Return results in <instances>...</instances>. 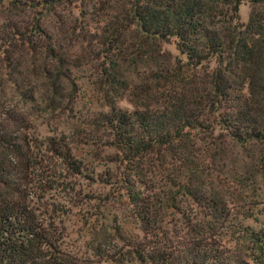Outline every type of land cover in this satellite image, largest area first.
I'll return each mask as SVG.
<instances>
[{"label": "trees", "instance_id": "obj_1", "mask_svg": "<svg viewBox=\"0 0 264 264\" xmlns=\"http://www.w3.org/2000/svg\"><path fill=\"white\" fill-rule=\"evenodd\" d=\"M160 42L173 43L177 55L165 57ZM85 65L102 84L107 110L90 112L83 129L73 106L75 73ZM124 67L138 79L146 71L149 85L163 88L159 105L116 106L124 89L140 85L129 86ZM40 118L73 128L40 137ZM215 128L264 183V0H0V264H264V228L239 223L236 231L263 260L232 254L223 245L234 233L232 207L194 184L201 162L193 133ZM74 143L120 153L114 158L126 174L95 176L128 207L139 237L71 253L29 204V189L67 176L93 179ZM153 154L179 173L154 183L141 170ZM167 211L179 217L174 231ZM252 215L241 217L258 220ZM111 229L122 232L119 224Z\"/></svg>", "mask_w": 264, "mask_h": 264}, {"label": "rangeland", "instance_id": "obj_2", "mask_svg": "<svg viewBox=\"0 0 264 264\" xmlns=\"http://www.w3.org/2000/svg\"><path fill=\"white\" fill-rule=\"evenodd\" d=\"M249 11L250 6L247 3L239 6L240 21H246ZM158 48L170 60L177 55L171 42H160ZM85 66V69L81 68L75 73L77 90L73 112L80 121H77L78 128H83L81 123L90 112L107 110L104 104L105 91L102 89V84L97 82L91 69ZM123 72L130 78L129 86L140 85L134 86L133 89L132 87L124 89L118 98L115 97L116 106L132 110L146 106L153 108L159 105V101L164 97L163 88L159 85L160 89L157 90L149 85L151 81L147 79L146 71H144L143 78L139 79L130 68L124 67ZM144 82L146 85H142ZM42 123L40 118L36 129L40 137L52 134L54 128L53 131L63 130L65 132H70L73 128L69 122L54 123L52 126ZM193 134V156H198L201 162L194 184H203L207 190L215 192L226 202L228 207H232L231 223L234 227L231 229L234 233L223 238V245L229 248L232 254L240 255L248 263L257 257L263 260V255L259 254L253 245L247 242L248 240L245 239L244 242L237 239L240 234L236 233L239 223L249 225L253 229L259 226L264 228V207H262L264 197L261 195L264 183H261L257 167L253 165L250 158L242 156L239 146L223 138L219 129L215 128L210 132L209 130L197 131ZM73 152L82 165L92 172V174L88 172L85 174L92 176L93 179L67 176L65 181L58 179L57 182L61 185L48 182L42 185L41 189L27 190V201L46 221L47 226L55 232L59 244L66 251L85 256L91 252L90 247L96 243L103 244L107 249L112 250L113 246L114 248L120 246L122 238L136 239L139 237L140 231L130 216L128 207L117 199L119 196L114 193L112 187H108L104 181H99L95 176V174L106 171L116 176L121 175L122 172L126 174L127 170L117 161L118 157L114 158L115 156L120 157V153L110 147L95 148L81 143H74ZM114 159L116 162L111 161ZM176 166L177 163L170 162L169 164L162 155L153 154L146 157L141 170L147 177L152 178L154 183H158L165 176L178 174ZM69 180L68 188L65 183ZM253 202L260 204L250 207L249 204ZM245 212H252V217L258 220L243 219L241 216ZM163 217L174 231L179 224L178 215L167 211ZM114 224L122 227L120 234L111 229Z\"/></svg>", "mask_w": 264, "mask_h": 264}]
</instances>
